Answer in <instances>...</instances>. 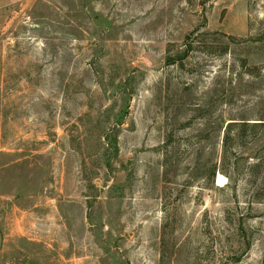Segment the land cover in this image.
I'll use <instances>...</instances> for the list:
<instances>
[{"label":"rangeland","instance_id":"rangeland-1","mask_svg":"<svg viewBox=\"0 0 264 264\" xmlns=\"http://www.w3.org/2000/svg\"><path fill=\"white\" fill-rule=\"evenodd\" d=\"M0 264H264V0H0Z\"/></svg>","mask_w":264,"mask_h":264}]
</instances>
